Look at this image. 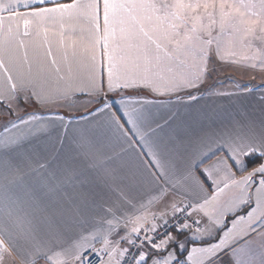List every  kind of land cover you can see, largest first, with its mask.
I'll return each mask as SVG.
<instances>
[{
	"label": "snow or ice",
	"instance_id": "obj_1",
	"mask_svg": "<svg viewBox=\"0 0 264 264\" xmlns=\"http://www.w3.org/2000/svg\"><path fill=\"white\" fill-rule=\"evenodd\" d=\"M228 68L264 73V0H0V264H264Z\"/></svg>",
	"mask_w": 264,
	"mask_h": 264
},
{
	"label": "crops",
	"instance_id": "obj_2",
	"mask_svg": "<svg viewBox=\"0 0 264 264\" xmlns=\"http://www.w3.org/2000/svg\"><path fill=\"white\" fill-rule=\"evenodd\" d=\"M234 72L236 73L234 77H231V73ZM256 73H259L261 76L257 79V81L252 80L251 79V75L250 74H246L243 73V71H235L232 68H228L221 76V79H223V76H228L231 78H234L237 81H240L243 84H260L261 83V77L264 76V73H260L259 71H257ZM217 87H224V88H229L231 87L229 81L224 80L223 83H217ZM261 94V90H257L256 92V96L258 97ZM249 100H251V98H249ZM249 101H244V103H248ZM223 103H228V101H223Z\"/></svg>",
	"mask_w": 264,
	"mask_h": 264
},
{
	"label": "rangeland",
	"instance_id": "obj_3",
	"mask_svg": "<svg viewBox=\"0 0 264 264\" xmlns=\"http://www.w3.org/2000/svg\"><path fill=\"white\" fill-rule=\"evenodd\" d=\"M235 74H236V73L232 72L230 76H231V77H234ZM255 75H256V77H257V78L255 79V81H257V79H258L261 75H260L259 73H255Z\"/></svg>",
	"mask_w": 264,
	"mask_h": 264
}]
</instances>
